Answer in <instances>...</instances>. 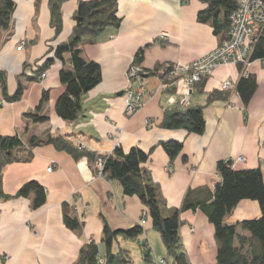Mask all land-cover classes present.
Instances as JSON below:
<instances>
[{"label":"crops","instance_id":"obj_1","mask_svg":"<svg viewBox=\"0 0 264 264\" xmlns=\"http://www.w3.org/2000/svg\"><path fill=\"white\" fill-rule=\"evenodd\" d=\"M14 1L17 7L10 27L0 28V73L6 76L9 95L15 93L19 81L26 89L21 100L3 102L0 85V135L18 134L27 142L31 136L47 132L74 134L77 143L99 154H112L117 147L125 151L133 146L152 150L144 167L159 184L169 209L180 207L189 189L213 190L221 179L216 170L219 160L244 157L234 167H260L264 179V59L253 61L248 68L256 76L258 87L247 106L235 91L242 76L238 65L221 67L193 87L186 105L205 106L203 134L187 136L182 129L161 127L165 109L173 106L170 98L179 101L187 88L179 82L174 93L168 92L155 74L145 79L148 93L144 106L133 115L125 113L127 72L141 47L150 44L142 66L153 70L157 65L190 63L219 44L213 28L197 20L199 10L205 6L201 0H119L121 25L108 27L94 43L83 44L84 57L101 65L102 81L85 95L84 116L73 123L56 112V102L64 91L60 80L64 62L56 59L40 80L29 81L27 77L53 55L56 45L69 40L79 0L63 3L59 33L51 23L49 0ZM21 40L27 42V47L19 51ZM227 80L235 83L229 99L208 103L209 93L220 89ZM45 90L49 91V100L44 112L50 119L34 124L25 118V113L36 109ZM170 139L184 143L173 166L160 144ZM33 152L30 162L5 167L3 189L13 196L25 182L35 179L46 188L47 200L42 207L33 209L30 198L0 199V264H74L81 248L92 241L96 252L87 264H106L108 253L123 249L133 252L137 248V238L127 237L125 232H140L139 238L148 241L154 256L152 264H173L163 258L165 247L159 242L151 218L147 216L146 223L141 224L146 207L137 196L124 195L118 182L96 175L86 158L75 160L53 145L36 147ZM65 211L80 220V232L66 225ZM260 215L257 201L243 200L226 221L238 223ZM181 218V239L191 264H216L215 228L207 216L190 210ZM137 253L140 264H145L141 247Z\"/></svg>","mask_w":264,"mask_h":264},{"label":"trees","instance_id":"obj_2","mask_svg":"<svg viewBox=\"0 0 264 264\" xmlns=\"http://www.w3.org/2000/svg\"><path fill=\"white\" fill-rule=\"evenodd\" d=\"M40 1V0H37ZM67 0H49L51 23L56 33L63 26L62 5ZM204 8L199 10L197 20L208 24L219 38V42L228 38L230 20L238 0H201ZM17 4L14 0H0V28L7 29L11 25ZM75 22L68 41L62 42L53 49V55L47 57L41 65H37L35 73L27 80H40L56 59L64 62L60 71V80L64 91L56 102V112L63 120L73 123L84 116L83 99L85 95L102 81L101 65L87 59L83 55V44L94 43L97 37L108 27H119L123 17L119 11V0H79L73 14ZM150 44L141 47L132 63L142 65L145 50ZM65 55H69L65 58ZM264 59V27L255 36L251 61ZM166 66V65H165ZM157 65L149 71L150 75H160L164 82L170 84L175 79L166 76L172 66L165 69ZM241 70L242 67L240 66ZM203 81V80H202ZM5 102L21 100L26 89L21 81L14 94L7 93L6 76L0 73ZM258 87L257 78L253 74L242 75L236 84L235 91L240 95L245 106L254 96ZM175 89L167 87L168 92ZM233 89H215L208 95V103L217 100H228ZM49 100V91H43L36 109L25 113V118L34 124L47 122L50 118L44 112ZM205 106L168 107L164 111L161 127L168 130L182 129L186 135L203 134L206 129ZM74 134H57L47 132L43 135H33L24 142L18 134L0 135V199L25 197L31 199L33 209L42 207L47 200L46 188L35 179L25 182L13 196L3 189V173L7 165L19 162H30L34 157L36 147L53 145L57 150L67 152L75 160L86 158L91 168L99 156L95 151L77 143ZM170 159L171 166L183 151V141L170 139L160 142ZM152 150L145 151L139 146H133L128 151L117 147L112 154L105 155L103 173L110 181L118 182L126 196H137L146 207V212L152 220L153 228L160 233L167 254L173 259V264H191L181 239V227L184 221L181 214L185 211H201L215 228L217 244L216 264H264V179L260 167L236 169L232 159L219 160L216 165L220 180L214 189L199 187L189 189L180 207L169 209L163 197L160 186L153 179L149 169L144 167L151 159ZM243 200L257 201L261 215L238 223H228L226 217L233 212ZM66 225L76 231L82 230V223L72 214L65 211ZM247 232L248 234H244ZM125 236L137 238L142 249L145 264H152L154 256L146 239L139 238L140 232H125ZM96 244L92 241L85 244L74 264H87L95 254ZM106 264H135L129 250L118 253H108Z\"/></svg>","mask_w":264,"mask_h":264},{"label":"built area","instance_id":"obj_3","mask_svg":"<svg viewBox=\"0 0 264 264\" xmlns=\"http://www.w3.org/2000/svg\"><path fill=\"white\" fill-rule=\"evenodd\" d=\"M192 0H181V2H189ZM264 27V0H238V5L233 11L230 20V29L228 38L219 42V44L212 49L209 53L203 57L196 59L190 63H175L164 66L161 69V74H165V68L172 66L170 74L166 76L169 79H175L172 83L168 84L164 82V79L158 74L163 89L167 91V87L177 90L179 82H183L186 85V93L177 101L173 96L170 98V104L184 106L188 103L190 95L193 92V87L201 82L203 79L213 75V73L225 66L238 65L242 67V75L247 76L249 74L248 68L251 66V61L255 36ZM165 37V35H162ZM27 42L21 40L17 46V50L22 51L26 49ZM148 69L142 65L132 63L128 69L127 77L129 88L125 94V113L130 116L135 114L145 104V96L148 93V87L145 83V79L149 76ZM46 76L43 73L42 78ZM235 87V83L231 80H227L223 83L221 88L232 89ZM4 102V101H3ZM147 124H151L147 121ZM264 146V143H263ZM108 154H102L99 156L93 164L92 170L99 177L105 179L106 176L103 173L105 158ZM233 163L244 161V157H238L233 160ZM52 167L49 168V171ZM148 214L145 211L141 219V224L146 223ZM100 261L99 264H102Z\"/></svg>","mask_w":264,"mask_h":264},{"label":"rangeland","instance_id":"obj_4","mask_svg":"<svg viewBox=\"0 0 264 264\" xmlns=\"http://www.w3.org/2000/svg\"><path fill=\"white\" fill-rule=\"evenodd\" d=\"M46 73V72H45ZM233 89V88H232ZM5 102V101H4ZM156 231V230H155ZM157 232V231H156ZM157 235H158V239H159V242H160V244H161V246L163 245V242H162V239H161V236H160V233L159 232H157ZM135 247L134 248H136V249H134V251L133 252H131V255H132V257H133V259H134V262H135V264H140V261H141V257H140V255L137 253V249H139V247H140V243H139V240L138 239H136L135 240ZM162 251V250H161ZM164 251H166V249H164ZM163 258H166L168 261H173V259L165 252V255H164V257Z\"/></svg>","mask_w":264,"mask_h":264}]
</instances>
